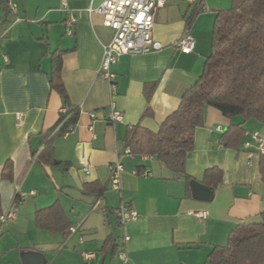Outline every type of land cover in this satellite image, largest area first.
<instances>
[{
	"label": "crops",
	"instance_id": "obj_1",
	"mask_svg": "<svg viewBox=\"0 0 264 264\" xmlns=\"http://www.w3.org/2000/svg\"><path fill=\"white\" fill-rule=\"evenodd\" d=\"M102 1L65 0L78 15L68 34L61 0H0L1 213L10 208L16 191L24 193L15 218L0 222V264H22L23 250L41 252L46 264H206L213 248L226 245L236 226L261 221L260 155L245 149L243 142L251 131L264 138V125L204 108V123L194 132L185 171L205 185L206 169L222 170L223 179L209 200L194 198L190 186L155 157H129L124 149L131 126L157 132L177 109L182 94L202 73L215 16L229 9L231 0H202L207 7L203 12L198 11L199 0H166L154 11L152 30L153 39L163 48L122 55L112 64L114 95L98 73L102 44L113 31L102 24L100 14L87 12ZM9 3L16 4L15 13ZM183 35L194 41L190 53H182L174 44ZM55 51L62 55L60 75L68 102L79 114L72 132L53 138L58 164L52 165L38 161L34 154L63 107L49 85ZM110 100L122 112V122L108 121ZM147 108L150 112L144 115ZM17 113H22L19 124ZM230 124L245 130L236 148L221 140ZM116 158L123 170L119 188L113 189L109 166ZM7 160L12 163L10 180L1 177ZM142 171L148 174L142 176ZM55 203L69 222L66 238L62 231L39 228L35 222L37 210ZM122 205L135 209L138 217L121 223L115 210ZM83 251L94 257L85 261ZM120 251L126 259L119 256Z\"/></svg>",
	"mask_w": 264,
	"mask_h": 264
},
{
	"label": "trees",
	"instance_id": "obj_2",
	"mask_svg": "<svg viewBox=\"0 0 264 264\" xmlns=\"http://www.w3.org/2000/svg\"><path fill=\"white\" fill-rule=\"evenodd\" d=\"M61 65V52H53L49 85L67 109L60 112L56 124L45 132L44 144L34 154L38 161L52 165L58 164L53 156V138L74 127L79 114V109L68 102ZM206 106L215 108L226 118L241 116L264 125V0H231L229 9L217 12L211 50L197 81L182 94L177 109L161 122L157 132L131 126L126 147L133 155L151 154L188 186L191 177L185 171L186 155L193 148L195 130L203 126ZM149 112L147 108L144 115ZM244 134L240 124H230L221 140L225 146L236 148ZM259 172L264 183V155H260ZM1 177L12 178L10 160L4 163ZM222 179V170L212 167L205 170L202 182L214 189ZM260 216V222L236 226L226 245L213 248L206 264H264V211ZM35 222L39 228L62 231L67 237L69 222L58 203L37 210Z\"/></svg>",
	"mask_w": 264,
	"mask_h": 264
},
{
	"label": "built area",
	"instance_id": "obj_3",
	"mask_svg": "<svg viewBox=\"0 0 264 264\" xmlns=\"http://www.w3.org/2000/svg\"><path fill=\"white\" fill-rule=\"evenodd\" d=\"M192 2L193 0H189ZM63 10L66 11V32L71 34L74 26L77 23L78 15L71 12L66 6L65 0H61ZM166 0H103L96 7L87 8V12H96L102 17V24L105 27L110 28L113 31L111 39L107 43L102 44V57L98 68L100 76L106 80L109 87L110 95L116 93V80L115 74L111 71L110 67L115 64L122 55L126 54H144L163 48V44L152 37V30L154 27V11L161 7ZM198 11L203 12L207 10L206 5L202 4V0H199ZM9 8L12 12L17 11L15 3H9ZM182 53H190L194 48V41L187 35L181 36L175 43ZM66 107H62L60 112H65ZM93 117V114H92ZM17 123H21L22 113L16 114ZM109 122H122L123 114L116 108L115 102L110 100L109 103ZM219 130L220 128L217 127ZM73 131V127H70L63 133V136H67ZM245 149L250 152H254L259 155H264V138L260 136L257 131L249 132V139L243 142ZM124 153L132 157L133 154L129 147L124 149ZM142 160L153 158L151 154H139ZM110 186L113 189L119 188L120 174L123 170L120 158H116L110 166ZM83 170L88 172L89 167L84 164ZM136 172V171H134ZM142 176H146L147 171L139 173ZM33 194V191H30ZM16 200H13L10 208L0 213V222L5 223L15 218L16 205L22 201L24 193L19 190L16 191ZM119 221L125 223L131 220H135L138 217V212L135 209H129L122 205L116 210ZM198 217H205V213H197ZM75 229L71 227L70 232ZM124 240H128V236L123 237ZM82 258L88 261L94 257L92 252L83 251L81 253ZM119 256L122 259H126L124 252L120 251Z\"/></svg>",
	"mask_w": 264,
	"mask_h": 264
},
{
	"label": "water",
	"instance_id": "obj_4",
	"mask_svg": "<svg viewBox=\"0 0 264 264\" xmlns=\"http://www.w3.org/2000/svg\"><path fill=\"white\" fill-rule=\"evenodd\" d=\"M189 186L196 199L209 200L212 197V189L196 179H190ZM20 257L22 264H46L45 256L37 250H23Z\"/></svg>",
	"mask_w": 264,
	"mask_h": 264
},
{
	"label": "rangeland",
	"instance_id": "obj_5",
	"mask_svg": "<svg viewBox=\"0 0 264 264\" xmlns=\"http://www.w3.org/2000/svg\"><path fill=\"white\" fill-rule=\"evenodd\" d=\"M240 117V116H239ZM251 121H253V122H256V123H258L256 120H254V119H250ZM259 124V123H258ZM94 206H97V203H95L94 204ZM104 212H106V211H104Z\"/></svg>",
	"mask_w": 264,
	"mask_h": 264
}]
</instances>
